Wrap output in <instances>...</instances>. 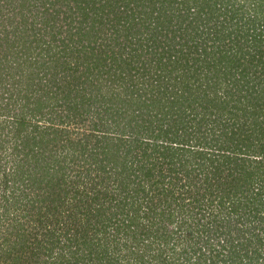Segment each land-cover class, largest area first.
<instances>
[{"label":"trees","instance_id":"trees-1","mask_svg":"<svg viewBox=\"0 0 264 264\" xmlns=\"http://www.w3.org/2000/svg\"><path fill=\"white\" fill-rule=\"evenodd\" d=\"M174 1L0 0V135L7 133L0 148L8 143L19 151L18 139L29 136L37 140L25 145L27 155L39 168L95 171L94 189L75 190L74 196L68 190L80 176L58 174L62 192L47 195L54 206L45 212L26 208L11 218L5 210L11 198L0 191V223L16 236L17 252H5L0 264H264V89L245 88L220 68L216 79L239 102L230 107L232 98L211 95L217 84L212 75L199 86L190 83L191 75L182 79L181 69L194 74L202 66L182 68L180 60L189 62V52L124 48L127 40L140 39L160 46L158 37L169 40L187 30L183 23L194 21L200 0H184L190 4L177 16L171 12ZM202 1L203 12L207 0ZM253 3L263 16L255 20L264 18V0ZM208 5L220 11L217 3ZM245 6L246 1L238 8ZM228 21L232 27L233 16ZM245 22L239 26L249 27ZM259 27L253 20L252 29ZM225 32L215 34L222 41ZM257 32L260 42L262 31ZM69 43L77 49L64 59L32 57L42 49L58 54L55 48ZM206 57L195 59L204 63ZM58 70L66 72L61 79ZM130 76V89L114 85L92 115L94 121L107 116L108 122H92L88 135L76 136L68 125L95 109L90 101L99 96L94 92L97 97L89 99L93 89ZM46 112L53 118H45ZM63 113L67 126L57 127L52 122ZM1 183L8 187L6 179ZM68 196L82 217L69 213L65 222L59 206Z\"/></svg>","mask_w":264,"mask_h":264},{"label":"rangeland","instance_id":"rangeland-1","mask_svg":"<svg viewBox=\"0 0 264 264\" xmlns=\"http://www.w3.org/2000/svg\"><path fill=\"white\" fill-rule=\"evenodd\" d=\"M208 1H206V7L205 10L202 12V6L203 1L200 0L198 3V7L195 9V19L194 21L189 25L187 21L183 23V26L187 27L186 29H182L179 36H176L173 39L167 40L165 37L160 36L157 39L160 40L159 44L160 46H157V43H152L151 40H143L140 39L138 41H130L127 40L124 45H126V53L127 51H130L131 48L137 49V48H151L152 50L158 48L168 49L172 51L171 49L174 48L175 51L181 53V55H184L186 52L190 53L189 62L186 60L181 59L180 62L182 63V68L185 66V64L193 63L195 66H201V69H198V72H195L192 74V72L189 73V69H181V72H183L184 76L182 79H187L189 75L192 76V79L190 83L193 85L199 86L200 81H204L209 76H213L211 82H217L215 86H213L211 95L213 96H220L222 93L227 98H232L228 95H231V93L227 92V87L224 85L221 81H218L216 79V76L220 75L223 71L225 73L231 72L234 73V77L236 79L241 80V83L246 88L249 85L257 84L259 85L257 88L264 89V18H257L256 16L263 17L261 12L259 14L254 12V7H256L257 3H253L254 0H210L212 3H217L216 9L220 10L217 11L215 9H210L208 5ZM244 1L247 2V6L243 7V9H239L240 5H243ZM251 1V3H249ZM190 3L185 2L184 0H176L171 5L173 6V10H171L172 14L177 16L178 13H185L186 9ZM200 4V5H199ZM239 7V8H238ZM264 8V6H262ZM262 11V9H261ZM245 13V18L238 20L239 17H241V13ZM225 14V15H224ZM200 16V18H199ZM203 16H206L207 18H211V22L205 21L203 19ZM234 18V25L232 27H229L228 21L229 17ZM189 20L193 19V15H189L187 17ZM224 19V20H223ZM227 19V20H226ZM253 20L256 24L260 25L259 29H252ZM247 24L249 22V27L247 25L239 26L243 24V22ZM176 24V21H174ZM263 28H262V27ZM237 27V28H235ZM223 28L226 29L225 36L221 41V33L215 34L217 31H221ZM258 30L262 31L260 34L263 36V40L261 38V41L259 42L258 39ZM229 31H233L234 34H230ZM179 33V32H178ZM237 34V35H236ZM235 35V36H234ZM144 38H149L147 36H143ZM219 38V39H216ZM253 39V41L250 42L248 39ZM248 40V41H247ZM66 43V42H65ZM10 49V48H5ZM59 53L55 54L53 51H47L43 50L40 54H33V58H37V62H43L47 60H57L58 56H62L64 54V58L68 55L75 54L76 47H74L71 43L67 45V48H55ZM54 49V51H55ZM12 50V48H11ZM159 51V50H158ZM165 51V50H164ZM37 52V51H36ZM179 53L174 52V55L180 56ZM205 53H211L209 57H206ZM145 52H142L141 59L145 58ZM206 57V61L204 63L197 62L195 58H202ZM213 58V59H212ZM218 58H221V62L219 63ZM208 63V69L205 68ZM225 63V65H223ZM205 66V67H203ZM222 69L223 71L217 72L219 69ZM244 69V71H243ZM242 71V73H241ZM58 77L61 79V76L63 74H60L59 70L57 71ZM134 73V72H132ZM208 73V75H206ZM162 75H167V72L162 73ZM173 77V75H171ZM215 76V77H214ZM132 77L130 78L126 77L125 80L117 79L113 81V86H109L111 84L104 83L107 87H102V91L97 90L98 88L93 89L92 93H90L89 99H93L97 96H94L93 93H97L99 97L96 99L90 101L95 102V105L93 106L95 109L92 108L91 113H84V117L81 121H78L77 125L70 123V126L72 129H74V133L76 136H79L76 131H78L80 134L88 135V130L91 128L92 122H99V126L105 125V123L108 122L107 116H104L102 119L100 117H94L95 121L92 118V115H94L97 111H100L102 108L101 105L105 98H108L111 96L115 91H113V88L117 86L120 91H124L125 89H130V81L132 82ZM167 79V78H166ZM120 80V81H119ZM115 85V86H114ZM244 88V90H246ZM263 92V91H262ZM89 94V93H88ZM228 94V95H227ZM256 94V92H254ZM233 102L230 104L231 106H235L238 102L236 97L234 99L232 98ZM198 101V100H196ZM239 103V102H238ZM240 108H242V105H238V114L243 113V111H240ZM26 111V108H25ZM198 111H202V109H198ZM251 112L252 110H248ZM67 112V110H65ZM227 112H223V115H225ZM47 114V112H46ZM87 114V115H86ZM52 116L51 114H47L45 116ZM61 118L56 117L55 120L52 122L57 127H61V125H66L68 123V119L64 118V113L60 115ZM55 117V116H54ZM12 119V117H10ZM35 120V119H34ZM75 122V121H73ZM50 124V123H48ZM218 127L221 126V124L217 125ZM10 128L12 126H9ZM207 131H210V125L206 127ZM29 135L30 132L26 131ZM6 131L2 132V135H0V138H3L5 136ZM25 134V133H24ZM23 136V135H21ZM71 136V135H70ZM74 136V135H73ZM9 137H14V134H9ZM72 137V136H71ZM7 138V139H8ZM25 138V137H24ZM19 138L17 141V144L21 146V149L19 151H13L10 148V145L8 143H5L3 147L0 148V156L2 160L0 163V182L6 179L8 181V187L6 189H3V183L0 184V191L7 194L8 197L11 198V201L9 204H7V207L5 210H7V213L11 218L16 217V215H24L26 212V208H33L38 209L43 212L46 211L47 206H54V204L48 203L49 200L47 198V195H54L55 192H62L61 188L57 186L56 183V177L58 174H65L68 176L69 174L72 175L69 178H75V176H80L79 179L72 185H70V189L68 192H71L74 196L75 190L85 192L86 194H89L91 189L90 185L94 182L92 179V176L94 175L95 171L92 168H88V173L85 171L84 173H78V169L69 167V168H62L58 170V165H52L50 169L45 170L39 168L40 163H37L36 160H31V156L27 155L29 151V147L25 146L28 142H31L32 140H37L36 138H30L29 136H26V139ZM29 139V140H28ZM218 139V138H217ZM27 140V141H26ZM26 141V143H23ZM55 143V141H54ZM6 146V148H5ZM51 148L52 143H51ZM56 147L53 148L55 150ZM57 149V148H56ZM55 159V158H52ZM60 160V159H57ZM55 161V160H54ZM79 161V160H78ZM43 162V161H42ZM53 162V161H52ZM80 163V161H79ZM24 165V168L26 170L27 175L30 176L31 179H27L26 176L23 175V173L20 171V168ZM44 164V162H43ZM91 167V166H90ZM19 170V172H17ZM35 178H32L34 177ZM78 178V177H77ZM56 183V184H55ZM61 190V191H60ZM92 191V190H91ZM88 192V193H87ZM176 192V191H175ZM1 193V192H0ZM64 206H59V209L61 208L63 210V216L65 222H70V220L67 218V215L71 213V216L78 213L79 217H82V214L80 213L79 209L76 208L75 200L71 198V196H68V199L65 200ZM61 205V204H60ZM74 205V207H73ZM58 206V205H57ZM91 208H94V206H91ZM242 219H240L239 222H241ZM12 219L8 222H11ZM64 221H62V224ZM7 223H4L1 225L0 223V257H2L5 252H10L11 256L16 255L17 252H15V248L12 246V243L15 241L16 236L10 234L5 227ZM67 225V224H66Z\"/></svg>","mask_w":264,"mask_h":264}]
</instances>
